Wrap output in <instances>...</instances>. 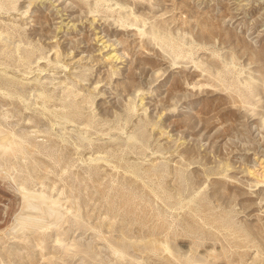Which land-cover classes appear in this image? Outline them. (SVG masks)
<instances>
[{"label":"rangeland","instance_id":"obj_1","mask_svg":"<svg viewBox=\"0 0 264 264\" xmlns=\"http://www.w3.org/2000/svg\"><path fill=\"white\" fill-rule=\"evenodd\" d=\"M262 157L264 0H0V264H264Z\"/></svg>","mask_w":264,"mask_h":264},{"label":"bare ground","instance_id":"obj_2","mask_svg":"<svg viewBox=\"0 0 264 264\" xmlns=\"http://www.w3.org/2000/svg\"><path fill=\"white\" fill-rule=\"evenodd\" d=\"M135 17H137V15ZM150 28H153V27H150ZM156 30H158V29L156 28L155 31ZM96 38L102 41V46L99 48V51L98 52L101 55V57L103 58V60H105V61L106 60H109V61L110 60L111 61H115L116 60L117 61L118 59H120L119 58L120 57V53H119L118 47L116 45L117 44L116 42L111 41V39L104 38V36H102V35H97ZM249 171H250L249 173H251L252 176H254L256 178L257 183L264 182V158L263 157L260 158L258 160L257 167L256 168L254 167L252 169H249ZM33 199H35V198H33ZM28 205H29L28 207H30V206L35 207L36 206L33 203H31V202H29Z\"/></svg>","mask_w":264,"mask_h":264}]
</instances>
